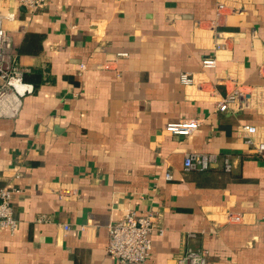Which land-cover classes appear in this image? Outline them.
Masks as SVG:
<instances>
[{"label": "crops", "instance_id": "obj_1", "mask_svg": "<svg viewBox=\"0 0 264 264\" xmlns=\"http://www.w3.org/2000/svg\"><path fill=\"white\" fill-rule=\"evenodd\" d=\"M0 25L21 68L43 77L0 116V186L18 220L0 227V264H122L108 227L128 207L163 229L148 264L189 248L208 264H264V152L242 131L264 140V0H48L35 12L0 0ZM37 35L41 52L21 54ZM209 56L216 67L202 66ZM244 86L251 101L219 109ZM188 118L202 120L194 133L166 129ZM190 152L217 160L186 170Z\"/></svg>", "mask_w": 264, "mask_h": 264}, {"label": "built area", "instance_id": "obj_2", "mask_svg": "<svg viewBox=\"0 0 264 264\" xmlns=\"http://www.w3.org/2000/svg\"><path fill=\"white\" fill-rule=\"evenodd\" d=\"M22 6L31 12L44 8L48 0H17ZM219 9H224L223 4H219ZM125 55L126 53H121ZM217 65L216 56H209L203 59L204 68H213ZM23 70L18 62V53L7 30L0 25V116H16L22 106V97L33 91V85L23 80ZM179 81L183 85H193L196 77L190 72H181ZM18 85L20 87H18ZM255 97L249 86L236 87L229 92L219 103L220 110H227L237 101L248 103ZM200 118H188L171 121L166 129L175 135H190L200 126ZM242 131L246 133L245 142L253 145L258 154L264 152V140L257 139V126L245 125ZM217 160V155L213 153L190 152L186 154L184 168L186 170H208L212 162ZM224 168L231 171L233 164L229 157L224 158ZM168 179L172 178V173H166ZM13 193L14 191L0 186V227L15 232L18 220L13 213ZM233 221L240 220V216L230 214ZM43 220V217L39 218ZM157 216L152 212H139L135 208L128 207L123 215L109 224V244L110 255L119 259L122 264H148L149 255L152 249V233L163 229L159 228ZM65 225V229H69ZM189 236H195L190 233ZM178 264H208L207 251L203 249H187L179 258Z\"/></svg>", "mask_w": 264, "mask_h": 264}, {"label": "trees", "instance_id": "obj_3", "mask_svg": "<svg viewBox=\"0 0 264 264\" xmlns=\"http://www.w3.org/2000/svg\"><path fill=\"white\" fill-rule=\"evenodd\" d=\"M39 39H42V38L39 37V38H36L35 40H31L29 42H28V40L26 41V39H25L24 43L22 44V46L19 49V52L21 54H39L43 48L42 44H39V45L37 44L38 43L37 41ZM23 80L27 83L28 82L32 83L34 88H36L42 83V80H43L42 73L40 70H36V69L32 70L31 72H29V71L25 72L23 75Z\"/></svg>", "mask_w": 264, "mask_h": 264}, {"label": "bare ground", "instance_id": "obj_4", "mask_svg": "<svg viewBox=\"0 0 264 264\" xmlns=\"http://www.w3.org/2000/svg\"><path fill=\"white\" fill-rule=\"evenodd\" d=\"M18 87H20V86L18 85Z\"/></svg>", "mask_w": 264, "mask_h": 264}]
</instances>
